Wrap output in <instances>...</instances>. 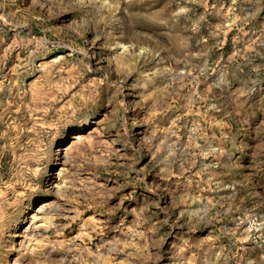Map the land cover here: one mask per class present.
I'll return each mask as SVG.
<instances>
[{
	"label": "rangeland",
	"instance_id": "1",
	"mask_svg": "<svg viewBox=\"0 0 264 264\" xmlns=\"http://www.w3.org/2000/svg\"><path fill=\"white\" fill-rule=\"evenodd\" d=\"M0 264H264V0H0Z\"/></svg>",
	"mask_w": 264,
	"mask_h": 264
}]
</instances>
